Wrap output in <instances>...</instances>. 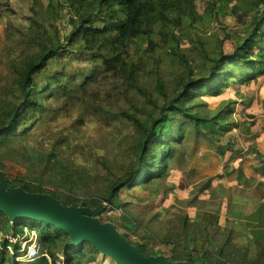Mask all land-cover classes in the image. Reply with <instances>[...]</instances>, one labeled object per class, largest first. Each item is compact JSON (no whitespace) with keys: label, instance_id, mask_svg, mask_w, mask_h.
Returning a JSON list of instances; mask_svg holds the SVG:
<instances>
[{"label":"trees","instance_id":"trees-1","mask_svg":"<svg viewBox=\"0 0 264 264\" xmlns=\"http://www.w3.org/2000/svg\"><path fill=\"white\" fill-rule=\"evenodd\" d=\"M17 1L24 6L20 24L13 27L15 39L5 43L6 53L0 58V63L8 66L7 74H12L6 98L0 97V147L14 140L28 141L47 123V117L58 111L50 105L58 101L62 102L64 114L78 108L102 123L120 122L131 130L128 155L132 162L108 181L101 202L77 199L72 194L73 182L55 177V166L50 161L40 160L38 174L28 178L11 180L0 171V182L7 187L49 194L68 206H117L123 188L162 177L174 157L173 143L181 142L180 129L192 125L200 134L199 127L209 121L196 113L198 106L193 101L197 97H216L230 83H237L233 64L246 67L240 80L264 76V0H247L249 6L242 10L237 28L223 36L226 27L220 20L221 12L243 0H211L202 13L196 9L200 0H70L66 1L64 24L51 2L44 6L42 0ZM5 5L7 0H0V8ZM207 16H213L221 26L215 39L204 37L206 31L202 28L207 27ZM187 35L195 40L183 48L180 42ZM228 39L233 41L231 53L224 48ZM67 57L89 61L91 70L79 73L80 82L74 75L56 72L45 76L44 86L39 87L36 79L50 70L52 63ZM231 109L227 105L226 110L210 118L212 129H229L226 118ZM70 142L63 137L56 144L62 149L69 147ZM30 157L34 159L35 155ZM99 163L104 169L109 168L107 163ZM259 166L264 168V152ZM47 173L59 188L53 193L43 191L42 184L31 179ZM25 229L37 233V241L50 264H55L59 252L64 255V264H88L99 255L89 242L73 245L66 233L48 223L26 218L10 222L0 213V264L21 263L16 260L23 254L19 252L21 246L11 244L7 237L21 238ZM188 230L194 233V225L185 220L175 235L177 251L170 255L161 253L167 260L231 263L232 253L223 248L217 252L197 246L189 249L190 238L185 239ZM136 246L144 256L152 255L145 247ZM234 260L237 264H264V244H258L252 260L247 256H235Z\"/></svg>","mask_w":264,"mask_h":264},{"label":"rangeland","instance_id":"rangeland-1","mask_svg":"<svg viewBox=\"0 0 264 264\" xmlns=\"http://www.w3.org/2000/svg\"><path fill=\"white\" fill-rule=\"evenodd\" d=\"M66 1L70 0H42L44 6L51 2L58 9L63 24L67 21ZM210 2L198 1L197 11L202 13ZM7 4L0 8V58L6 53L5 43L15 39L13 27L20 24L24 8L17 0H7ZM248 6L249 2L243 0L236 5L230 4L221 12L220 20L226 27L222 36L230 35L237 28L242 10ZM214 20L213 16H207V27L202 28L206 31L204 37L215 39L220 33L221 26ZM192 38L184 36L181 47H190V42L195 40L194 36ZM232 45L231 39L225 42L226 53H231ZM7 67L0 63V97L3 98L12 81ZM231 67L237 74L234 80L239 81L230 83L216 97L202 94L193 101V105L198 106L196 113L209 121L199 127L200 134L192 125L180 129H183L181 142L173 143L174 157L162 177L145 185L123 188L117 206L101 204L97 218L102 223L113 224L127 241L145 247L153 256L177 251L175 235L185 220L194 225V233L188 230L189 237L185 236L186 240L190 238L189 249L197 246L217 252L223 248L233 255L230 264H237L235 256H247L252 260L258 244H264V168L259 166L264 152V76L251 81L240 80L239 75L245 73L246 67L235 64ZM49 68L36 79L39 87L44 86L45 76L56 72L74 75L80 82L79 73H89L91 64L87 60L67 57ZM228 102L235 103L229 105ZM50 105L58 111L50 114L47 123L28 141L14 140L0 147V171L11 180L23 179L38 174L36 168L41 165L40 160L50 161L55 166V177L73 182L72 194L77 199L101 202L108 181L119 176L132 162L128 155L131 130L120 122L102 123L78 108L64 114L59 101ZM227 105L232 106L226 118L229 129L220 131L218 126L212 129L210 118L226 110ZM63 137L71 142L69 147L61 149L56 141ZM33 155L34 159L30 157ZM99 161L107 163L109 168L104 169ZM49 175L31 179L38 180L43 191L53 193L58 185L49 180ZM28 234L25 231L24 241L30 240ZM37 236L36 233L32 238ZM100 258L99 254L96 261L88 264H97ZM102 259L98 264H114L105 256ZM18 260L20 264L26 262L20 257ZM29 264H50V261L40 258Z\"/></svg>","mask_w":264,"mask_h":264},{"label":"water","instance_id":"water-1","mask_svg":"<svg viewBox=\"0 0 264 264\" xmlns=\"http://www.w3.org/2000/svg\"><path fill=\"white\" fill-rule=\"evenodd\" d=\"M101 206L95 209L68 206L49 194L27 193L0 182V213L10 222L26 218L48 223L66 233L73 245L89 242L114 264H191L170 262L163 255L144 256L113 224L102 223L97 218Z\"/></svg>","mask_w":264,"mask_h":264},{"label":"built area","instance_id":"built-area-1","mask_svg":"<svg viewBox=\"0 0 264 264\" xmlns=\"http://www.w3.org/2000/svg\"><path fill=\"white\" fill-rule=\"evenodd\" d=\"M26 233L29 232L25 229ZM30 235V240L28 241H24L23 237L19 238H12V237H7L8 241L11 244H19L21 246L20 249V253H23L21 256H19L20 258H23L27 263L33 262L35 260H38L40 258H47V260L49 259L47 254H44L42 252V247L40 245V243L37 241V238L33 239L32 235L35 236L36 233L35 232H29ZM29 237V236H27ZM19 257L16 258V260L19 259ZM56 261L55 264H64V255L62 252H59L56 255ZM19 261V260H18Z\"/></svg>","mask_w":264,"mask_h":264},{"label":"crops","instance_id":"crops-1","mask_svg":"<svg viewBox=\"0 0 264 264\" xmlns=\"http://www.w3.org/2000/svg\"><path fill=\"white\" fill-rule=\"evenodd\" d=\"M23 238H24V236H23ZM14 244H16V243H14ZM16 245H18V244H16ZM49 261H50V259H48ZM102 256H101V258L98 260V262H97V264L99 263V262H102ZM20 262V261H19Z\"/></svg>","mask_w":264,"mask_h":264}]
</instances>
